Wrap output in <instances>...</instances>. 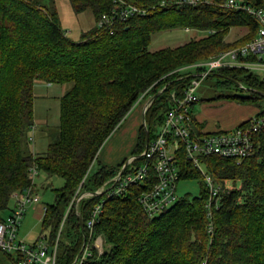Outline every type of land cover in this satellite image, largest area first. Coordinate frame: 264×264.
I'll return each mask as SVG.
<instances>
[{
	"label": "trees",
	"instance_id": "obj_1",
	"mask_svg": "<svg viewBox=\"0 0 264 264\" xmlns=\"http://www.w3.org/2000/svg\"><path fill=\"white\" fill-rule=\"evenodd\" d=\"M69 1L75 12L90 9L96 19L79 41L67 35L58 11L41 0H0V221L12 194L31 185L30 168L36 165L49 178L65 181L54 189L55 202L45 205L41 221L40 236L46 235L52 244L78 188L96 192L130 156L145 148L147 134L153 135L147 116L154 105L159 102L157 110L167 107L169 92L191 83L193 77L180 69L254 40L260 26L249 12L224 7L226 0H202L196 5L179 3L181 0H124L149 12L105 29L98 26V20L122 0ZM242 1L256 7L264 4V0ZM234 27H245L247 32L230 41ZM178 28L202 33L177 46L149 49L154 34ZM210 75L225 77L227 83L233 80L249 93V97L232 96L243 103L257 104L264 99V74L223 67ZM37 82L71 84L60 100L59 134L44 153H34L29 145ZM166 84L146 113L149 130L141 125L130 156L118 165L100 164L91 175L104 144L140 96L150 87L157 94ZM263 114L264 108L257 115ZM196 123L203 130L197 118ZM255 141V153L241 163L215 155L205 158L221 185L213 232L209 230V194L203 176L181 150L180 180L202 178L200 196L193 200L181 197L171 208L150 217L140 196L153 186L151 171L147 181L131 185L123 194L84 198L79 213L72 208L64 221L57 264H75L84 244H92L98 235L105 238L103 253L93 247L82 264H264V129ZM102 201L103 212L90 239L86 221ZM2 251L12 264L22 258Z\"/></svg>",
	"mask_w": 264,
	"mask_h": 264
},
{
	"label": "built area",
	"instance_id": "obj_2",
	"mask_svg": "<svg viewBox=\"0 0 264 264\" xmlns=\"http://www.w3.org/2000/svg\"><path fill=\"white\" fill-rule=\"evenodd\" d=\"M201 1L181 0L178 2H188L196 5ZM222 5L230 9L245 10L256 17L260 24L256 38L244 45L230 48L209 59L180 69L186 72V76L191 75L193 78L187 87L182 89L175 87L169 92L167 108L158 132L153 134L151 138L149 137L145 148L140 153L129 157L124 171L122 170L125 164L115 176L108 179L96 192L86 191L80 194L81 186L79 187L70 202L55 244L50 243L48 237L44 234L31 245L18 238L21 221L26 213L27 206L40 201L35 187V180L40 172L36 165L30 168L31 185L13 195L17 200L15 208L7 219L0 221V249L14 254H21L22 258L17 261V264H57L61 230L67 214L74 207L75 202L76 207H78L82 199L94 195L106 193L108 197H111L123 194L131 185L147 181L151 177V171L155 176L153 186L140 196L144 210L152 217L171 208L180 199L178 184L181 178V170L178 165V152L181 150L184 151L185 158L203 176L209 193L206 204L210 219L209 230L214 231V210L220 208L221 185L210 171L205 158L215 155L241 163L255 153L256 134L264 129L263 114L252 116L246 124L229 130L213 132L198 130L194 107L200 100L196 91L202 79L209 76L214 70L223 67H238L253 73L264 74V7H256L242 0H226ZM148 12L149 9L146 7L122 0L121 5L114 8L110 13L102 14L98 20V26L112 29L118 22H126L135 16H144ZM186 29L190 30V28ZM193 69L194 71H192ZM168 84L159 91L160 94L167 88ZM152 90L153 87L148 88L138 101L147 95L153 94ZM156 98L152 96L144 106L143 115H145V118L143 123L146 131L149 130L146 113L154 104ZM32 130L34 131L35 127ZM78 197L79 199L76 201ZM103 205L104 201L97 204L86 221L90 239H92L94 227L103 212ZM93 247L99 253L104 251L100 238L96 237L92 244H84L82 252L75 260V264H82L91 256Z\"/></svg>",
	"mask_w": 264,
	"mask_h": 264
},
{
	"label": "rangeland",
	"instance_id": "obj_3",
	"mask_svg": "<svg viewBox=\"0 0 264 264\" xmlns=\"http://www.w3.org/2000/svg\"><path fill=\"white\" fill-rule=\"evenodd\" d=\"M41 1L46 6L54 7L58 11L62 27L66 30L67 35L72 40L79 41L81 39L82 33L96 24V19L92 10L88 9L81 13H77L74 11L72 4L69 0ZM246 32L247 29L245 27H234L231 30L228 39L230 41L237 40ZM201 33L202 32H197L195 29L189 30L186 28H178L157 32L152 36L149 49L158 50L164 47L177 46L195 36L197 37L201 35ZM192 71H194V69ZM41 83L44 84V82ZM42 86H35V130H31L29 133L30 149L31 151H37L38 153H44L47 150L48 145L52 141H54L59 134L60 100L61 97L66 93V91L71 87V84H53L52 86L46 84ZM241 86L246 89L244 85ZM196 93L199 96L200 100L196 103L194 107L195 115L198 118H205L208 125L213 124V126H215L216 128H224L229 123H235L236 125V123L238 122H236L237 120L235 119H238L240 115L242 116L243 114L242 117H246L249 113H251V116H255L259 113L261 109L264 108V99H259L257 104L251 105L250 103H243L236 98H232V96L237 93L247 92H244L242 89H239L237 83L233 80L231 83H227V78L221 77L219 75H210L202 79L200 85L197 88ZM155 95L156 94H150L142 100H139L133 106L132 110L129 112L126 119L123 121V124L126 121L130 120L132 116H134L133 114L137 109H141L140 123L143 124L144 106L147 101H149L150 98ZM158 105L159 102L154 105L151 110V114L147 116L148 121L152 125L153 134H156L160 129L162 123L161 117L167 108L164 106L157 110V108L159 107ZM250 115H248V117H251ZM99 166L100 163L98 161H95L91 167L90 174H94L98 170ZM64 182L65 181L62 177L56 176L49 178L45 173H39L35 180V187L36 193H38L40 197V201L38 203H32L27 206V210L21 221L18 233V238L20 240L24 241L28 245H31L36 241L37 237L40 235L42 230L41 218L39 217V211H36V207H45L46 204L54 203V189L62 187L64 185ZM229 184L230 186L232 185L231 183ZM202 187V178L198 177L181 179L178 184V194L180 198L184 197L193 200L194 197L200 196ZM83 192L86 191L80 189V194ZM15 193L16 192L12 194V199L9 203V208L1 212V215L4 217V219H7L15 208V205L17 203L16 198L13 197ZM78 199L79 197L76 199V201ZM76 206L77 205L75 202L73 209L77 213H79V205L78 207ZM98 238H100V243L102 244L104 249L106 246L105 238L102 235H98ZM0 264H12L7 255L1 249Z\"/></svg>",
	"mask_w": 264,
	"mask_h": 264
},
{
	"label": "crops",
	"instance_id": "obj_4",
	"mask_svg": "<svg viewBox=\"0 0 264 264\" xmlns=\"http://www.w3.org/2000/svg\"><path fill=\"white\" fill-rule=\"evenodd\" d=\"M46 84L49 86L53 85L51 83L42 84L41 82H37L36 87H41L42 85H46ZM140 114H141V109H137L133 114L134 116H132L131 119L126 121L124 124L122 123V125L112 134V136L106 142V144L104 145L103 149L101 150L99 154L98 162L100 164L110 165V166L118 165L122 163L126 157L130 156V154L132 153L136 145L139 129L142 125L140 123ZM250 114L251 113H249L248 115ZM248 115L246 117H242L243 114L242 116L240 115L238 119H235L237 120L236 122H238L236 123V125L235 123H232V124L229 123L224 128L232 129L236 127L241 122L249 119L250 117H248ZM196 118L198 122L202 124L203 130L205 131L213 132L216 130H228L222 127L216 128L215 126H213V124L208 125L205 118H202V117L198 118L197 116ZM34 153H38V152L36 151ZM36 211H39V217L41 218V221H42V217L44 214V207L38 206L36 207ZM39 236L37 237V239L39 238Z\"/></svg>",
	"mask_w": 264,
	"mask_h": 264
},
{
	"label": "water",
	"instance_id": "obj_5",
	"mask_svg": "<svg viewBox=\"0 0 264 264\" xmlns=\"http://www.w3.org/2000/svg\"><path fill=\"white\" fill-rule=\"evenodd\" d=\"M159 94H160V92L158 94H156L155 96H153V97L156 98V97L159 96ZM236 95L240 96V97H249L250 96L249 93H237ZM143 118H145V115H143ZM148 140H149V136L147 134L146 141L148 142ZM126 166H127V162L125 163L124 168H123L122 171L125 170ZM80 222H81L82 229L84 230L85 229V222H84V219L82 218V216H80Z\"/></svg>",
	"mask_w": 264,
	"mask_h": 264
}]
</instances>
